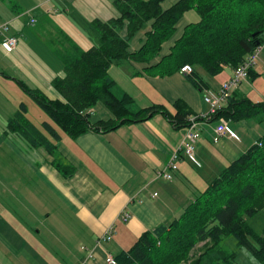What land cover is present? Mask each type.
<instances>
[{
	"label": "crops",
	"instance_id": "0c3cea01",
	"mask_svg": "<svg viewBox=\"0 0 264 264\" xmlns=\"http://www.w3.org/2000/svg\"><path fill=\"white\" fill-rule=\"evenodd\" d=\"M177 1L165 0L161 7L168 9ZM113 2L0 0V24L9 25L4 36L17 38L11 51L0 46V264H107V255L114 258L129 250L143 233L177 219L221 171L264 136V123L252 121L264 120L262 108L256 117L230 119L235 122L231 125L226 120L233 135L225 134L214 143L220 119H208L209 106L203 97L228 82L233 70L225 68L227 78L215 86L199 70L208 88L198 91L180 72L158 77L153 70H144L159 58L148 66L113 63L107 74L139 108L157 105L174 114L172 103L181 100L192 115L203 119L198 122L194 161L179 154L178 169L171 172L170 180L158 173L180 147L186 127L174 128L161 114L113 131H88L77 137L52 123L59 139L43 128L38 130L26 119L32 92L64 102L52 80L64 75L63 60L75 48L86 51L98 43L92 22L118 17ZM190 11L196 17L189 11L183 14L161 56L169 53L186 25L198 22L197 13ZM143 41L141 30L128 42V51H137ZM257 50L248 79L232 88L230 95L262 107L264 89L250 86L256 70L264 71V45ZM22 106L24 118L18 121ZM86 114L92 123L112 118L101 102ZM29 126L53 146L52 152L26 140L22 133L32 134ZM107 231L113 234L105 242L102 237Z\"/></svg>",
	"mask_w": 264,
	"mask_h": 264
},
{
	"label": "trees",
	"instance_id": "16d2710c",
	"mask_svg": "<svg viewBox=\"0 0 264 264\" xmlns=\"http://www.w3.org/2000/svg\"><path fill=\"white\" fill-rule=\"evenodd\" d=\"M164 1L114 0L118 17L92 22L98 43L86 51L75 48L63 60L64 75L52 80V87L64 102L32 92L35 103L61 132L71 137L88 131L108 132L123 124L144 122L156 114L165 116L174 128L187 127L190 117L199 122L203 119L192 115L181 100L172 103L174 114L157 105L137 107L118 90L107 74L108 68L122 62L148 66L159 58L144 70L167 77L188 65L191 72L184 74L187 81L198 91H204L208 86L199 70L209 76H216L225 68L234 70L264 45V0H178L163 9ZM190 10L197 13L198 22L186 25L169 53L161 56L162 47L174 36L178 21ZM141 30V47L128 51V42ZM97 102L110 111L111 119L94 123L89 120L86 111ZM225 105L208 119L245 120L260 115L264 108L231 95ZM22 109L25 110L23 106ZM24 114L25 111L18 113V121ZM53 125L43 122L42 126L54 139H59ZM28 128L33 131L22 133L26 140L52 152L53 146L41 138L38 130L34 126ZM56 168L64 173L63 168ZM263 208L264 136L221 171L177 219L143 233L114 260L117 264H234L237 254L225 246L233 236L239 247L264 264V229L257 232L245 220Z\"/></svg>",
	"mask_w": 264,
	"mask_h": 264
},
{
	"label": "built area",
	"instance_id": "2783aa9c",
	"mask_svg": "<svg viewBox=\"0 0 264 264\" xmlns=\"http://www.w3.org/2000/svg\"><path fill=\"white\" fill-rule=\"evenodd\" d=\"M9 31V25L7 23L0 24V46H2L7 51H11L14 49L17 38L15 36H4L5 33ZM2 38V39H1ZM258 50L253 52L244 64L235 68L232 73V78L221 85V87L216 91H208L203 100L209 106V114L208 116L215 115L219 110H221L227 101V98L230 96V90L234 87H237L242 82L246 81V74L248 73V69L253 66L254 59ZM191 72V67L188 65H184L180 69V73L187 74ZM264 118V115H263ZM230 134L233 135L229 129L227 128V122L224 119H220L219 123L214 129V136L212 141L216 143L219 137ZM200 138V128L197 121H195L194 117L189 118V124L186 127V132L183 140L181 141L180 147L178 150L173 153L170 158V161L165 169L158 173L159 177L164 178L165 180H170L172 175L171 172L177 171L178 167L175 161L179 158V154L183 157L194 161V154L196 144ZM111 231H107L102 239L105 242L111 240L112 236ZM105 262L107 264H117L114 258L111 255H107Z\"/></svg>",
	"mask_w": 264,
	"mask_h": 264
},
{
	"label": "rangeland",
	"instance_id": "374dc122",
	"mask_svg": "<svg viewBox=\"0 0 264 264\" xmlns=\"http://www.w3.org/2000/svg\"><path fill=\"white\" fill-rule=\"evenodd\" d=\"M189 13H192V15H195V13L192 11H189ZM195 17H196V15H195ZM256 73H257V75H255L256 77L252 81L253 83L250 81V86L254 85L255 88L264 89V71L261 70V68H258L256 70ZM247 74H246V79H248ZM202 76L205 79H207L209 82L214 81L212 86H215L217 82H220V81L227 78L228 72L222 71L221 73H219L216 76H209L208 74L203 72ZM27 107H28V109H27L28 111H27V118L26 119L31 120L38 130H42L43 122H46V121L48 122V120H49V122L53 124V122L50 120L48 115L46 113H44L39 108V106L35 103L34 99L32 100L31 104L27 105ZM252 121H256V123H258V124L264 123V120L257 121L256 119H253ZM233 123H235L234 120H228V125H231ZM242 123H248V121L242 122ZM239 124L243 125L241 123H239ZM245 220L257 232H260L261 230L264 229V208L261 211L257 212L256 214H254L252 217H245ZM225 246L229 250H231L232 252H235L237 254L234 264H259L258 261L255 259V257L248 250L241 248L237 245L236 239L233 236H231L226 241Z\"/></svg>",
	"mask_w": 264,
	"mask_h": 264
}]
</instances>
